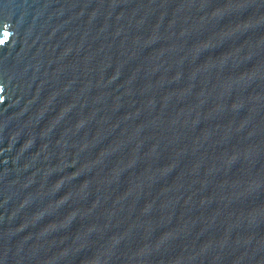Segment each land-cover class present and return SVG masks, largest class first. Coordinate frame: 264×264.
Wrapping results in <instances>:
<instances>
[{
    "label": "water",
    "instance_id": "obj_1",
    "mask_svg": "<svg viewBox=\"0 0 264 264\" xmlns=\"http://www.w3.org/2000/svg\"><path fill=\"white\" fill-rule=\"evenodd\" d=\"M0 264H264V0H0Z\"/></svg>",
    "mask_w": 264,
    "mask_h": 264
}]
</instances>
